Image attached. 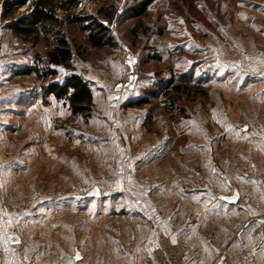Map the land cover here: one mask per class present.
<instances>
[{
	"label": "rangeland",
	"instance_id": "rangeland-1",
	"mask_svg": "<svg viewBox=\"0 0 264 264\" xmlns=\"http://www.w3.org/2000/svg\"><path fill=\"white\" fill-rule=\"evenodd\" d=\"M2 1L0 98L14 103L27 94L35 103L29 119H19L23 130L11 112L10 132L0 137V264H53L76 252L89 264L150 258V247L130 246L133 239L119 232L135 226L123 203L113 214L119 190L129 191L116 182L119 177L152 175L181 194L176 198L184 208L195 210L214 203L219 208L222 196L240 195L243 175L256 176L264 0H81L76 13L114 7L107 25L112 46L92 48L82 33L64 25L80 49L70 70L54 67L58 74L45 81L16 72L42 68L36 56L44 58L53 43L40 40L32 47L12 35L1 17ZM142 1L145 13L131 15ZM27 13L22 8L16 14ZM71 72L93 92L88 116L71 115L53 95L42 102L41 85L60 83ZM169 80L181 86L171 112L164 95ZM137 100L146 101L127 107ZM139 159L151 166L137 171L132 164ZM94 187L100 196L88 197ZM190 189L198 190L195 199L185 195ZM209 216L224 223L223 210Z\"/></svg>",
	"mask_w": 264,
	"mask_h": 264
},
{
	"label": "crops",
	"instance_id": "crops-1",
	"mask_svg": "<svg viewBox=\"0 0 264 264\" xmlns=\"http://www.w3.org/2000/svg\"><path fill=\"white\" fill-rule=\"evenodd\" d=\"M26 95L22 96L23 100L20 99V102L17 100L14 103L12 98H0V112H2L0 113V137L10 132L9 123L13 117L11 112L17 114L15 118L18 128L20 125V129H24L22 127L24 124L21 125L23 122L20 121L29 119L27 117L30 115L31 106L35 103L34 97ZM48 101H51V98L50 100L48 98ZM11 106L15 110H12ZM34 109L33 107L32 113ZM11 121L13 123V120ZM257 121L255 144L258 158L254 171L256 176L248 171L246 176L241 177L242 189L235 203L221 201L223 205L219 208V203H214L216 206L208 204L207 208L188 209L182 206L181 198H176L178 194L181 196L176 189L170 190L152 175H147L144 180L117 178L116 182L127 184L129 191L119 190L117 200L113 203V214L117 212L114 209L120 208L123 203L125 214H133L132 219L135 220V226L130 227L133 230H128L126 234L122 233L121 229L119 232L130 239L129 242L133 239L130 246L135 247L138 244L150 247V258H112V260L99 258L96 264H155L151 256L155 240L153 223H157L173 241H180L188 246L183 264H264V219L262 218L264 216V110L258 111ZM132 165L138 171L139 168L150 167L151 161L134 160ZM119 187L122 188L121 185ZM197 191L195 190L194 193L190 189L185 195L195 199L194 195L198 194ZM217 210H223L225 216L223 224H215L209 216ZM239 213L250 215V217L244 221H238ZM201 214L203 217L199 218ZM120 242L119 252L122 253L126 245L122 240ZM53 264H89V262L82 253L79 259L62 258L58 262L55 260Z\"/></svg>",
	"mask_w": 264,
	"mask_h": 264
},
{
	"label": "trees",
	"instance_id": "trees-1",
	"mask_svg": "<svg viewBox=\"0 0 264 264\" xmlns=\"http://www.w3.org/2000/svg\"><path fill=\"white\" fill-rule=\"evenodd\" d=\"M81 0H3L1 4V17L8 21L6 29L18 38L22 43L35 47L40 40L53 43L46 51L44 58L36 56V62L43 64L22 68L17 75L34 74L37 79L45 81L49 77L58 74L54 67L63 66L70 70L73 53L80 49L79 45L69 41L66 26L77 29L84 35L85 43L92 48L111 47L112 38L109 35L108 24L115 17V9L112 5L100 8L96 14L76 13ZM147 2L142 1L131 15L145 13ZM26 8L27 14H16L19 9ZM63 16V18L61 17ZM98 17H102L99 20ZM76 45V46H75ZM152 59L159 61L157 55ZM180 84H174L169 80L166 84L164 95L167 100V108L175 107V102L180 99ZM42 102L48 104V96L53 95L56 101H61L68 106L73 116H88L92 111L93 92L89 84L78 74L69 73L62 82H51L41 85ZM146 100H137L132 105L145 103ZM222 200V199H221ZM223 201V200H222Z\"/></svg>",
	"mask_w": 264,
	"mask_h": 264
},
{
	"label": "built area",
	"instance_id": "built-area-1",
	"mask_svg": "<svg viewBox=\"0 0 264 264\" xmlns=\"http://www.w3.org/2000/svg\"><path fill=\"white\" fill-rule=\"evenodd\" d=\"M81 4L77 7L79 9ZM154 224L155 240L151 249V256L155 264H183L188 252V246L183 242L175 241L157 224Z\"/></svg>",
	"mask_w": 264,
	"mask_h": 264
},
{
	"label": "water",
	"instance_id": "water-1",
	"mask_svg": "<svg viewBox=\"0 0 264 264\" xmlns=\"http://www.w3.org/2000/svg\"><path fill=\"white\" fill-rule=\"evenodd\" d=\"M100 196V191L97 187H94L89 193H88V197H99ZM221 199L224 202L227 203H235L238 199V194L236 192H234L231 196H222ZM10 241L12 244H18L19 243V238L16 236V234H11L10 235ZM78 253L76 252V258H77Z\"/></svg>",
	"mask_w": 264,
	"mask_h": 264
},
{
	"label": "snow or ice",
	"instance_id": "snow-or-ice-1",
	"mask_svg": "<svg viewBox=\"0 0 264 264\" xmlns=\"http://www.w3.org/2000/svg\"><path fill=\"white\" fill-rule=\"evenodd\" d=\"M173 243H175V241H173ZM77 259H79V256L77 255Z\"/></svg>",
	"mask_w": 264,
	"mask_h": 264
}]
</instances>
